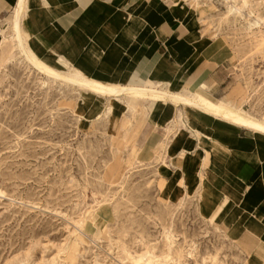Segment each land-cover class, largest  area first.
<instances>
[{"label":"rangeland","instance_id":"obj_1","mask_svg":"<svg viewBox=\"0 0 264 264\" xmlns=\"http://www.w3.org/2000/svg\"><path fill=\"white\" fill-rule=\"evenodd\" d=\"M197 1L170 6L230 50L217 103L264 122V0ZM15 36L10 23L0 45V264H264L224 211L210 219L199 207L203 194L166 200L163 153L141 157L152 130L142 101L39 72ZM40 61L86 75L57 53Z\"/></svg>","mask_w":264,"mask_h":264},{"label":"crops","instance_id":"obj_2","mask_svg":"<svg viewBox=\"0 0 264 264\" xmlns=\"http://www.w3.org/2000/svg\"><path fill=\"white\" fill-rule=\"evenodd\" d=\"M171 3L192 11L185 0H0V45L16 21L32 56L44 60L57 53L93 82L219 102L215 98L231 77L230 50ZM153 100L158 102L136 100L147 106L152 126L141 157L163 153L156 171L162 165L158 178L166 200L203 194L199 207L213 211L210 219L224 211L247 251L264 250V134ZM114 110L121 118L120 103Z\"/></svg>","mask_w":264,"mask_h":264},{"label":"bare ground","instance_id":"obj_3","mask_svg":"<svg viewBox=\"0 0 264 264\" xmlns=\"http://www.w3.org/2000/svg\"><path fill=\"white\" fill-rule=\"evenodd\" d=\"M208 1L209 0H206V1L203 0V2L206 4ZM194 3L198 5L197 0H194ZM236 3H237V1H234V5H231L229 7V12L231 14L232 13L233 14L238 13V12L240 13V9L237 7ZM195 4H193L192 7H195ZM203 5H205V4H203ZM240 16H241V14H240ZM228 17H229V14H228ZM13 28L15 30V34H16L15 38H16L18 47L21 49V53L26 57L27 61L30 64L34 65L36 67V69H38L39 72H42V73H44L50 77H54L56 79H61L65 83H68L72 86H76V87H78L84 91L91 92V93L98 95V96H101V97L118 98L120 96L127 95L130 98H133L134 100L135 99L138 100L140 98H148V97H150L152 99H156V100H170L171 102H173L175 104H182V105H185L188 107H193V108L198 109L200 111H204L208 114L220 117L223 120L231 122V123H233V124H235L241 128L251 130V131L258 133V134H264V122L258 121L256 119H253L251 117H248V116H245L241 113H238L232 109L227 108L223 104L213 102L211 100H207V99H204L201 97L200 98H196V97H192V96L188 97L189 95L184 96V95L172 94V93H168V92L157 90V89L134 88L135 86L133 88H116V87L106 86V85H102L100 83L93 82V81H91V80H89L83 76L76 74V73L74 75L63 76L61 73H59L56 70L52 69L51 67L47 66L46 64H44L42 61H40L37 58H35L34 56H32L27 51L28 49H26L24 46V41H23L24 38L22 39L19 35L20 33H19V29H18V24L16 21L14 22ZM137 262H140V261H137Z\"/></svg>","mask_w":264,"mask_h":264}]
</instances>
